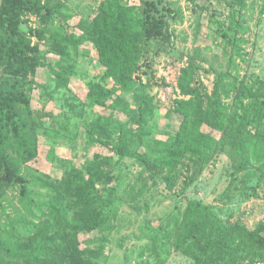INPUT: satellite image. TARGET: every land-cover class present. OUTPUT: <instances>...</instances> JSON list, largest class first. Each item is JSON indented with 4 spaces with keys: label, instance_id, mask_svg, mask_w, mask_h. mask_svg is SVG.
I'll use <instances>...</instances> for the list:
<instances>
[{
    "label": "trees",
    "instance_id": "obj_1",
    "mask_svg": "<svg viewBox=\"0 0 264 264\" xmlns=\"http://www.w3.org/2000/svg\"><path fill=\"white\" fill-rule=\"evenodd\" d=\"M71 1L1 2L0 206L8 187L19 186L21 195H27L30 180L23 177L21 167L35 162L39 154L36 124L28 122L35 120L30 77L48 69L60 88L70 85L69 71L53 67L51 55L65 61L71 52L77 54L83 45H92L104 72L90 87V119L75 104L69 108L75 107L77 117L83 113L80 122L93 138L92 146L113 155L96 154L90 167H73L55 181L36 179L48 192L47 199L28 204L37 221L27 227L24 244L0 240V264H101V253L83 248L81 236L109 230L122 206L123 172L130 163L172 190L181 166H186L195 182L216 148L229 146L239 172H246L244 181L257 176V171L264 173V96L254 86L230 81L200 57L182 55L175 63L170 7L166 5L163 13L149 0H141L138 8L129 0H97L91 17L78 25L81 35H76L69 31L71 16L64 11ZM28 14L46 26L35 32L38 45L28 37L32 31L25 19ZM227 41L232 43L228 36ZM162 64L164 69L179 65L174 81L161 74ZM156 96L166 101L170 119H181L177 129L169 132L170 138L162 141L157 140L160 125L153 114L161 108ZM233 96L238 108L230 115L226 102ZM99 107L105 112H98ZM39 118L50 120V126L59 122L52 113ZM205 128L224 138L219 140ZM152 141L157 149L148 153L144 148ZM237 216L223 219L204 201H189L183 212L168 217V224L149 229L158 264L166 259L157 249V233L196 264H264V227L252 229L241 218L234 221Z\"/></svg>",
    "mask_w": 264,
    "mask_h": 264
},
{
    "label": "rangeland",
    "instance_id": "obj_2",
    "mask_svg": "<svg viewBox=\"0 0 264 264\" xmlns=\"http://www.w3.org/2000/svg\"><path fill=\"white\" fill-rule=\"evenodd\" d=\"M50 1L56 3L58 0ZM149 1L157 3L163 13L166 5L174 13L170 31L175 45V63L182 55L200 57L207 65L227 74L230 81L254 86L264 96V0ZM129 3L132 7L142 6L141 0H129ZM96 5L97 0L67 3L64 11L71 16L69 31L81 35L78 25L91 17ZM25 19L32 30L28 37L33 45H38L40 41L34 36L35 32L46 26L35 15L28 14ZM225 35L232 39V43ZM49 62L56 69L65 67L69 71L66 77L70 85L67 89L60 88L48 69H41L30 77L32 90L29 97L35 120L28 122L36 124V133L40 137L39 154L35 162L21 167L23 177L30 180L27 195H21L19 186L8 187L1 199L0 240L19 245L26 242L29 224L37 221L29 212L28 204L47 199L48 192L37 180L55 181L73 167L81 170L90 167L96 154L113 155L106 148L92 146L93 138L87 136L80 122L83 113L80 112L78 118L72 109L75 107L69 108V104H75L76 110L85 111V118L90 119V87L98 82V74L104 72L92 45H83L77 54L71 52L65 61L51 55ZM164 65L161 74L174 81L179 65L169 64L166 69ZM2 77L3 69L0 68V79ZM156 97L161 108H155L153 114L160 125L157 140L162 141L170 138L169 132L177 129L181 119L178 116L170 119L166 114V101ZM226 104L230 107V115L238 108L235 96ZM96 110L105 112L100 107ZM44 113H52L59 122L54 121L50 126V120L39 118ZM205 131L219 140L224 138L209 128ZM156 149L155 141L144 148L148 153ZM233 157L229 146H218L206 170L195 182H191L192 174L186 166H181L179 181L172 190L161 182L156 183L142 168L130 163V169L124 167L123 172L122 206L109 230L82 235V247L100 252L101 264H158L149 229L168 224L170 215L183 212L187 203L193 200L213 206L223 219L235 214L238 216L234 221L241 218L252 229L264 227V173L257 171V176L244 181L246 172H239ZM119 176L117 171L115 177ZM157 240L161 258L166 259L164 264H196L193 259L175 251L174 245L168 244L161 233H157Z\"/></svg>",
    "mask_w": 264,
    "mask_h": 264
}]
</instances>
